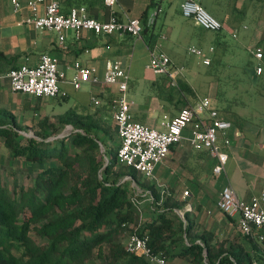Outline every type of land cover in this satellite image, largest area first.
Instances as JSON below:
<instances>
[{
	"label": "crops",
	"instance_id": "crops-1",
	"mask_svg": "<svg viewBox=\"0 0 264 264\" xmlns=\"http://www.w3.org/2000/svg\"><path fill=\"white\" fill-rule=\"evenodd\" d=\"M18 1L21 7L16 11L12 0H0V51L10 58L15 66H34L43 54L56 58L59 71L65 74V79L60 83V90L65 95L59 96L60 100L32 98L12 92L8 80L1 78L0 106L13 111L18 117L24 115L22 118L26 117L32 121L42 116L63 113L71 107L98 106L107 98L115 101L119 93L117 86L104 84L108 62H119L126 71L129 76L127 95L132 102V115L135 120L152 129L164 130L162 122L177 117L183 110L178 109V97L174 93L178 82L187 84L195 94L191 99L187 96L189 103L186 106L194 105L200 97L209 96L219 116L232 124L231 128L226 130L230 145L225 148L229 159L224 172L220 176H214L213 167L216 160L207 151H196L188 140H183L171 147L167 157L158 166L157 171L161 169V179L157 180L159 182L156 184L165 193L174 192L177 200L185 204L183 210L178 213L182 218L186 214L192 219L195 232H211L215 235L214 241L223 243L226 247L235 241L236 236L240 234L238 216L229 217L222 213L217 208V201L227 185L236 191L240 199L247 202L260 195L264 188V122L253 124L245 112L239 114L234 111L233 103L224 100L217 102L218 84L213 80H210L208 89L198 93L184 76V71L190 72L193 69V62L182 60L179 52L183 50L180 47L182 42H190L188 49H201L205 57L210 59L211 66H219L220 60H215L216 50L221 48L223 52L228 51L225 36L237 32L236 38L245 46L246 51L252 44L264 54V0H228L227 5L231 8V13L225 15L222 20L218 19L215 10L214 13L218 16L216 18L223 24L219 36L215 32L201 30L192 19L182 16L180 6L184 0H166L159 3L153 0H116L112 8L103 3L94 7L81 5L86 7L90 17L99 21L106 22L115 17L124 23L137 18L143 23L144 29H150L138 38L129 34L105 36L89 31L79 34L69 31L63 45L59 44L55 32L41 31L27 24L25 20L31 16L29 0ZM204 3L206 4V0H201L205 8ZM61 7L64 13H68L71 8L78 6L61 0ZM161 14L164 16V25L168 28L166 32L156 31ZM227 20L230 23L227 24ZM150 35L157 36L152 48L145 39ZM158 50L170 57L174 68L182 69L176 78V85H173L168 76L157 75L147 69L151 54ZM252 57L255 60L252 79L263 76L260 87L264 88V57L260 62L254 55ZM77 62L94 70L92 77L96 78L97 82H82L80 89H75L72 81L77 75L74 69ZM259 65L263 67L261 75L256 74V67ZM206 67L208 69L205 75L212 77L213 72L209 66ZM192 74L194 73L191 72ZM69 98L74 101L71 106L67 105ZM95 100H98V105H95ZM228 104L230 112L220 110ZM244 106L241 102V108ZM222 140L221 135L220 143ZM210 187L214 191L212 194ZM185 191L189 192L188 196H184ZM149 215L146 212L145 219H148ZM257 233L264 236V229L258 230ZM257 242L260 248L256 251L257 257L264 261V244L258 240ZM242 245L245 249L251 248L247 241H243ZM167 260L169 264H190L189 257L168 256Z\"/></svg>",
	"mask_w": 264,
	"mask_h": 264
},
{
	"label": "trees",
	"instance_id": "trees-1",
	"mask_svg": "<svg viewBox=\"0 0 264 264\" xmlns=\"http://www.w3.org/2000/svg\"><path fill=\"white\" fill-rule=\"evenodd\" d=\"M65 2L94 7L103 0ZM145 39L152 48L157 36ZM14 67L0 51V73ZM214 68L209 66L211 72ZM219 88L216 99L223 101L225 93ZM174 90L180 110L188 107L187 96L195 97L182 81ZM229 104L220 110L230 112ZM114 112L111 98L98 106L71 107L32 121L0 106V146L12 164L28 163L35 171L28 175V184L16 179L6 183L0 171V264H152L126 250L131 233L147 236L154 253L189 257L190 264H252L254 259L261 260L255 236L240 232L226 247L214 241L211 232H195L187 215H179L185 204L174 192H163L156 183H147L135 170L119 163L118 150L114 160L110 159L109 143L112 146L117 133ZM66 127L71 131L62 134ZM25 130H31L32 136L23 134ZM133 184L153 198L146 211L149 218L140 223L136 221L140 210L132 200L137 197ZM150 196L146 195L148 200ZM243 241L251 248L245 249ZM260 243L264 244V239Z\"/></svg>",
	"mask_w": 264,
	"mask_h": 264
},
{
	"label": "built area",
	"instance_id": "built-area-1",
	"mask_svg": "<svg viewBox=\"0 0 264 264\" xmlns=\"http://www.w3.org/2000/svg\"><path fill=\"white\" fill-rule=\"evenodd\" d=\"M12 3L16 11L20 9L21 4L18 0H12ZM115 3L116 0H103V4L109 8H112ZM29 8L31 16L25 22L38 30L55 32L60 45L64 44L66 33L69 31L76 34L89 31L105 36L118 33L129 34L138 38L144 30L140 19L132 18L123 23L112 17L103 22L90 17L85 6L73 7L68 13H64L61 0H29ZM180 11L183 17L192 19L204 31L218 32L223 29V24L202 6L201 0H184ZM188 51L203 65L210 66V59L205 57L201 49L190 47ZM263 57V51L256 49L254 58L260 62ZM146 67L157 75L168 76L172 79L173 85H176V78L182 71L181 68H174L170 57L160 50L151 54ZM74 69L77 71L72 81L75 89H80L82 82L90 80L97 82V79L92 77L94 70L85 68L78 62L74 64ZM262 73L263 67L257 66L256 74ZM1 78L8 80L12 92L32 98L52 99L65 95L60 90V83L65 79V74L59 71L57 59L49 54H43L34 66L23 64L0 73ZM104 84L117 86L119 91L114 101L113 115L120 138L117 152L119 163L132 168L146 178H151L156 166L167 157L171 147L183 140H188L194 150H205L216 160L213 167L214 176H220L224 172L229 159L225 148L230 145L226 130L231 128L232 124L219 116L209 96L200 97L194 105L184 108L177 117L162 122L164 130L160 131L134 119L131 112L132 102L127 95L129 76L119 62L107 63ZM98 104V100H95V105ZM221 135L222 143H220ZM183 194L188 196L189 192L185 191ZM146 195L150 196V193L147 192ZM132 200L139 209L138 198L135 197ZM149 200L152 202L153 198L150 196ZM263 205L264 188L258 197L247 202L240 199L236 191L227 185L221 191L217 201V208L222 213L229 217L238 216V227L243 235H253L259 241L264 239L263 235L257 233L258 230L264 229ZM132 226L130 225V228ZM126 250L145 257L152 264H169L165 255L152 251L148 237L138 233L129 235ZM252 264H264V261L254 259Z\"/></svg>",
	"mask_w": 264,
	"mask_h": 264
},
{
	"label": "rangeland",
	"instance_id": "rangeland-1",
	"mask_svg": "<svg viewBox=\"0 0 264 264\" xmlns=\"http://www.w3.org/2000/svg\"><path fill=\"white\" fill-rule=\"evenodd\" d=\"M227 2L228 0H217L213 2L212 0H206V4L204 3V6L209 13L215 16V18H218L219 16L218 19L222 20L225 19V15L231 13V8L228 7ZM214 11L218 16H216ZM226 23H230L229 20H227ZM248 25H252V23H248ZM167 30L168 28L164 25V16L163 14H161L156 26V31L166 32ZM239 32L241 34V27ZM236 36L237 32H233L225 36L228 51L223 52L221 48H218L216 50L215 60L219 59L221 65L216 66L213 69L212 77H208L207 75H205V72L208 67L204 66L200 62L198 63V61L196 60L197 58L188 52V47L191 43L182 42L180 44V47H182L183 50L181 49L179 52L182 57L181 59L187 61L190 60L191 62H193V69L190 72L184 71V76L187 78V81L194 88H196L195 90H197L198 93H203L205 91V88L208 89L210 80H213V82L215 81L218 86H220V91H223L225 93L224 101H229L232 99L233 101H235V104L233 103V106L235 105L233 108L234 111L239 114H241V112H245L246 115H248L250 120L253 122V124H262L264 122V88L260 87V84L263 80V76H259L255 80L252 79V74H254L255 70V60L253 59L252 55H254L256 48L253 47L252 44H250L247 49V52L244 48L245 46L241 44V41L237 39ZM18 63L21 64L20 61H18ZM191 72L194 74L191 75ZM204 76L209 79L207 80ZM73 102L74 101L69 98L67 105L71 106ZM241 102L245 104L244 108H241ZM70 131V128L66 127L61 131V133L68 134ZM23 134H26L27 136H32L33 132L31 130H25ZM112 143V146L111 142L109 143L110 146L108 148L107 154L111 160H114L116 152L119 148L118 144L120 143V138H118L116 132L114 133ZM4 149L0 146V171L1 173H3L6 183L8 182L9 184H12L13 180L16 179L19 182H24V184H28L30 178L28 175L35 174L33 168L29 166L28 163L24 162H17L12 164L9 161V156ZM159 165L160 164L156 166L153 173V177L151 178H146L140 174L141 176H143V178L147 179V183L159 182L157 181L161 179V169L157 171ZM125 179L130 178L125 177ZM133 186L135 189V195L139 200L140 210L138 211L139 214L136 216V221L140 223L141 221L145 220V212L147 211L150 200H147V197L145 196V194H143L140 188L136 187L134 184ZM190 187L192 186L190 185L189 188ZM209 191L211 194L214 192L212 187L209 188ZM145 198L148 202L144 200ZM189 214L192 215L191 213ZM191 220L192 219L187 216V221L191 222Z\"/></svg>",
	"mask_w": 264,
	"mask_h": 264
}]
</instances>
